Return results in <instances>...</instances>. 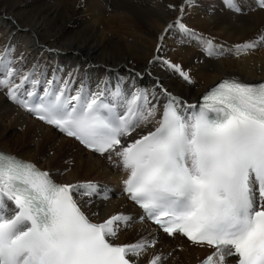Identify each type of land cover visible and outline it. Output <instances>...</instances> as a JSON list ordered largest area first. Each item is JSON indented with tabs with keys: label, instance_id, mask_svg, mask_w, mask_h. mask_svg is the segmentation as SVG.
I'll list each match as a JSON object with an SVG mask.
<instances>
[{
	"label": "snow or ice",
	"instance_id": "snow-or-ice-1",
	"mask_svg": "<svg viewBox=\"0 0 264 264\" xmlns=\"http://www.w3.org/2000/svg\"><path fill=\"white\" fill-rule=\"evenodd\" d=\"M224 2L229 10L241 11L234 0ZM192 3L184 0L181 17L165 32L178 27L213 57V40L198 37L182 23L184 7ZM258 7L264 9V0H258ZM259 46H264V33L235 45L234 51L247 54ZM162 63L193 83L181 65ZM10 64L0 57V73L6 77L0 89H7V98L125 171L124 191L143 210L139 219L170 237L180 234L192 244L213 248L202 264H228L229 259L264 264V81L225 78L197 104L157 81L158 93L167 98L159 112L152 103L157 93L149 99L139 90L128 98L117 87L124 108L118 113L101 99L102 91L89 93L82 86L70 95L68 81L62 87L43 81L41 96V80L30 72L15 83L11 78L19 70ZM59 71L54 70V78ZM93 198L107 200V190L94 181L56 183L33 163L0 152V264H140L157 238L116 244L118 233L136 218L119 213L93 222L82 211ZM166 259L156 254L146 264Z\"/></svg>",
	"mask_w": 264,
	"mask_h": 264
},
{
	"label": "bare ground",
	"instance_id": "bare-ground-1",
	"mask_svg": "<svg viewBox=\"0 0 264 264\" xmlns=\"http://www.w3.org/2000/svg\"><path fill=\"white\" fill-rule=\"evenodd\" d=\"M183 2L0 0V57L19 70L11 78L15 83L30 72L41 80L39 89L45 87V80H53L61 87L63 81H68L70 95H75L82 86L89 93L102 91L121 112L123 97L116 95L117 87L128 98L139 90L148 93L149 99L152 93H157L152 103L159 112L167 98L158 93L157 81L188 104H197L200 96L223 77L251 82L264 79V46L247 54L237 55L234 51L235 45L254 41L264 33V9L258 7V0H234L240 12L229 10L224 0H193L191 6L185 5L182 23L198 37L213 40L217 49L213 57L205 54L198 39L178 27L165 32L169 24H175L181 17ZM5 48L10 52L5 53ZM164 60L181 65L193 83L184 82L170 71L163 65ZM56 69L61 71L54 78ZM4 78L0 73V79ZM6 91L0 89V150L33 162L59 183L94 181L102 190L106 189L107 200L93 198L90 205L82 207L93 222L119 213L134 218L143 215L124 191L125 171L112 166L106 155L91 153L54 127L32 118L7 98ZM152 127L150 124L149 128ZM13 130L17 131L10 133ZM114 191L122 193L121 198H116ZM140 220L142 223L135 220L133 227L123 228L115 243L123 245L135 234L134 240L126 244L153 237L159 243V237L167 235ZM171 238L180 239L182 254L192 258L189 264L199 262L205 250L208 254L214 251L205 245L192 244L180 234ZM144 260L145 254L140 264H146ZM232 263L235 261L229 259L228 264Z\"/></svg>",
	"mask_w": 264,
	"mask_h": 264
},
{
	"label": "rangeland",
	"instance_id": "rangeland-1",
	"mask_svg": "<svg viewBox=\"0 0 264 264\" xmlns=\"http://www.w3.org/2000/svg\"><path fill=\"white\" fill-rule=\"evenodd\" d=\"M239 78V77H238ZM242 79V78H240ZM244 80V79H242ZM20 130V129H19ZM17 130H13L11 131L10 133H13V132H16ZM112 190V188H111ZM120 195V196H119ZM114 196L116 198H121L122 196V193H117L116 191H114ZM141 215H137V218H136V223H142V222H139L138 221V218H140ZM134 226V223L131 224V227ZM137 236V234H135L134 237L132 238H128V240L126 241V243L134 240V238ZM160 238V241L159 243L156 244V246L154 248H149L147 250V252L145 253V260L144 262H146L147 260H150L154 255L156 254H161L162 256H166L168 257V259L166 260V262H161V264H189L190 262V259L192 260V258L187 254V255H184L182 254V250L180 249V239L179 238H171V237H168L167 235L165 236H161L159 237ZM124 243V244H126ZM182 243V242H181ZM167 247H166V246ZM158 247V248H157ZM167 249H166V248ZM171 247V248H170ZM165 249V250H164ZM161 250V251H160ZM164 252V253H163ZM170 254V255H169ZM208 254V251L205 250L203 252V254L200 255L199 259L201 260L205 255ZM187 258V259H186Z\"/></svg>",
	"mask_w": 264,
	"mask_h": 264
}]
</instances>
